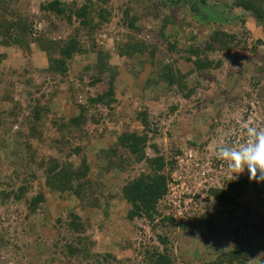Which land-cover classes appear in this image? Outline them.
<instances>
[{"label":"rangeland","instance_id":"obj_1","mask_svg":"<svg viewBox=\"0 0 264 264\" xmlns=\"http://www.w3.org/2000/svg\"><path fill=\"white\" fill-rule=\"evenodd\" d=\"M52 1L65 4L66 14L44 10ZM87 1L91 11L83 26L72 12ZM166 1L0 0V40L9 43L0 46V264H147L154 251L169 253L173 264H203L235 246L247 254L246 264H264V183L251 181L247 171L233 179L227 162L217 158L220 148L247 140V127L264 128V97L258 95L264 88V23L255 13L229 9L230 24L206 27L185 12L191 1L175 8L178 19ZM205 1L231 8L237 0ZM251 2L263 18L264 0ZM131 21L139 30L128 27ZM144 26L151 30L144 32ZM160 27L178 44L180 59L164 49ZM224 28L241 41L239 48L207 53L221 65L199 72L187 61L191 36L202 43ZM70 39L78 53L62 76L49 70V59L60 57L56 47ZM138 42L158 50L136 53L130 46ZM105 63L112 72L100 75ZM168 65L176 77L183 75L182 87L165 83ZM110 81L116 102L93 103ZM143 117L151 139L148 156L165 159L168 193L154 219L129 220L122 186L150 173V164L112 167L93 153L109 148L115 133L144 131ZM76 136L91 158L89 176L105 185L87 187L99 197L92 212L72 192H51L44 185L52 163L69 152L66 139ZM81 155L71 159L76 166ZM98 168L108 171L102 180ZM243 180L248 186L233 192L230 203L211 195V189ZM21 189H27V199L45 194L37 213L30 214ZM71 213L81 216L83 233L68 227ZM71 245L86 249L85 256H69Z\"/></svg>","mask_w":264,"mask_h":264},{"label":"trees","instance_id":"obj_2","mask_svg":"<svg viewBox=\"0 0 264 264\" xmlns=\"http://www.w3.org/2000/svg\"><path fill=\"white\" fill-rule=\"evenodd\" d=\"M101 1L107 3L110 0ZM184 1H191V3L188 2L190 4V9L185 10V12L190 14L195 20H198L200 23L205 22L204 26L206 27L212 26L213 28L216 21H220V23L216 22L218 24H223L226 20V23L230 24L228 21L229 9L232 10L233 14H236L237 12H239V10L251 12L252 14L255 13L257 21L259 23H264V17L261 18L262 14L257 11V4L252 3L251 0H237L236 3L231 6V8H227L225 5L210 6L205 0H196V2L195 0H168L166 1V4L164 3V5L170 6L171 9L174 8L173 10L175 11V8H187L184 4ZM90 2L87 1V3H84L83 5H81V7L76 8L72 12L73 15L78 20H80V23L83 26L88 25V18L91 11ZM66 9V5L61 3L60 1H52L44 6V10H48L58 15L66 14ZM177 14V11H175L174 13H172V16L178 19ZM234 16L237 17V15ZM234 16H231V18H234ZM231 20L233 21V19ZM133 22L134 21H131L130 25L128 24V27L132 30H139V27ZM141 29L144 32H148L151 30L146 26L142 27ZM1 31L2 28H0V34H2ZM24 31L27 30L25 29ZM22 33L23 32L21 31V34ZM160 33V36L164 40H166L164 49L171 53V55L176 56L175 58L177 60L180 59L181 52L176 47V45L178 46V44L172 43L171 37H169L167 31L162 27H160ZM212 33V36L208 37L202 43H195L196 38L191 36V43L189 45V48L187 49V51L185 50V52L188 54L187 61L192 62L199 72L205 70L206 67H211L215 63L214 61H211L209 59L207 53H211L217 50L230 53L232 50H234L235 48H239L240 46L241 41H234V34L226 28L222 29V31L213 30ZM15 44H19V39H16ZM8 45L9 43H7L6 41L0 40V46L7 47ZM56 49L58 50L56 51L58 52L60 57H53L49 59V70L65 76L68 72L67 61L71 60L74 54L78 53L77 42L74 39H70L66 43L59 44ZM130 49L134 50V52L136 53L140 49L142 50V53L150 49L153 55H155L156 51L158 50L142 42L131 45ZM217 65H221V63H215L216 67H218ZM101 68L103 70L101 69L100 75L102 73L108 74V71H110V73L112 72L107 63H105V65ZM166 69L164 70V76L166 77L165 83H167L168 85L177 83L181 87L183 86V83L185 84L183 75L176 77V73L174 72L172 66L168 65ZM115 75L116 73H112L110 78H115ZM261 89L264 88H260V92L258 93V95L262 99V97H264V94ZM115 91V82L110 81V86L106 93L100 95L96 99H92V102L95 104L105 103L107 104V106H112L111 103H115V100H117L115 98ZM141 120L144 131L140 133L135 131H123V133H115L116 140L110 145L109 148L102 149L98 155L96 153H93L96 159H100V157L104 158L109 162L110 165H113L112 167H118V163H122L121 166H124L126 165V163L131 162L136 164L148 162L150 164V173L141 174L139 177L126 182L122 186L123 199L126 200L131 207L127 216L129 220H134L135 218L139 217H145L150 220L154 219V216L157 215L158 203L168 193V180L167 176L163 173V170L166 166L165 159L163 156L158 154V148L155 144L151 145V147L155 152H157L158 155H156L155 157L148 156L147 148L151 139L146 130L148 129L149 125L145 117H143ZM32 124L35 128L36 124L34 122H32ZM57 127L59 128V130H61L62 128L66 130L67 128H69L67 125L63 127L58 125ZM66 141L69 152L65 155L63 161L57 160L52 163L54 166H50V169L47 171V175H45L44 185L46 188L50 189L51 192H60L61 194H65L68 191L72 192L78 198L81 205L85 208L90 207L89 209L92 212L95 210L93 202L98 200L99 197L95 188L90 189L87 187L91 185V182L102 183V181H96L95 178L92 179L89 176L92 172V164L90 163L91 158H89L88 155L84 152V146H81V143H78L79 138L76 136L73 139H66ZM65 150L66 148L63 147L61 151L64 152ZM82 152H84V154L81 155ZM78 155H81L80 165L76 166V163L71 161V159L73 157H78ZM119 169L124 170L123 167H120ZM97 170L98 173L96 178L98 179L102 180V178H104L108 174V171H104V168H98ZM102 174H104L103 177H101ZM103 184L104 183H102V185ZM103 186L105 187V185ZM247 186V180L234 182L229 186V189H211V195L220 202L230 203L232 201V198H234L232 197L233 192H239V190H243ZM26 191L27 189L23 191L21 189V199H26L30 214H35L38 212L41 203L46 201V196L44 193H40L39 195L31 199H27L25 197ZM7 197H9V195H7ZM89 198L90 201H88ZM16 200H20V198L16 197ZM70 215L71 222L70 224H68L70 230H72V232L74 231L75 233H83L84 225L81 221V216L75 213H71ZM168 220L173 222L171 218H169ZM78 241H81V239H78ZM84 250L86 249L82 250L79 247L71 245L68 246L67 254H69V256H76L77 254L82 253L83 256H85ZM217 255L218 256L216 257V259L203 262V264H246L245 259L247 254L242 248L238 246L232 247L227 252L225 251ZM147 264H173V262L171 256L166 251H154L150 253Z\"/></svg>","mask_w":264,"mask_h":264},{"label":"clouds","instance_id":"obj_3","mask_svg":"<svg viewBox=\"0 0 264 264\" xmlns=\"http://www.w3.org/2000/svg\"><path fill=\"white\" fill-rule=\"evenodd\" d=\"M247 140L237 145L222 147L217 158L227 162L233 173V179L247 171L249 179L264 183V128L249 126L246 128Z\"/></svg>","mask_w":264,"mask_h":264}]
</instances>
